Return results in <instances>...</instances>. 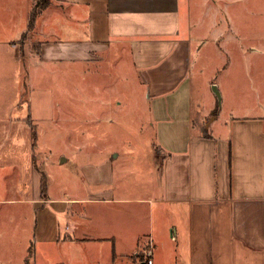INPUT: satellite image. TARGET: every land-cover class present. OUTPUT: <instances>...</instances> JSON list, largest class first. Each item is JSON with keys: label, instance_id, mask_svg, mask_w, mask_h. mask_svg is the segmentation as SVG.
<instances>
[{"label": "crops", "instance_id": "obj_1", "mask_svg": "<svg viewBox=\"0 0 264 264\" xmlns=\"http://www.w3.org/2000/svg\"><path fill=\"white\" fill-rule=\"evenodd\" d=\"M236 1L51 0L40 13L33 66L130 58L149 96L160 152L150 151L156 164L141 191L129 190L106 150L100 163L81 167L80 192L51 197L48 186V202L67 222L53 242L95 254L88 262L34 264H147L140 253L149 244L153 264H264V96L257 115L229 118L224 130L210 132L213 120L208 136L194 126L196 46L200 56L208 46L218 53L223 76L234 65L248 75L264 62V0ZM200 6L209 7L208 17ZM31 7L32 0H0V43L27 30ZM28 184L32 196L21 201H38V174Z\"/></svg>", "mask_w": 264, "mask_h": 264}, {"label": "rangeland", "instance_id": "obj_2", "mask_svg": "<svg viewBox=\"0 0 264 264\" xmlns=\"http://www.w3.org/2000/svg\"><path fill=\"white\" fill-rule=\"evenodd\" d=\"M201 8L208 17L209 7ZM38 38L35 30H26L9 36L11 43H0V264L88 262L94 251L53 242L59 232L64 237L67 222L63 210L48 202V186L51 197L80 192L81 167L100 163L106 150L116 167L122 166L129 190L141 191L156 164L150 151L160 152L155 122L130 58L114 55L87 68H37L30 57L37 53ZM216 55L208 46L200 56L196 46L190 72L195 130L208 129L213 118L208 129L213 134L217 127L224 130L229 118L257 115L258 97L264 96L263 61L253 63L248 75L234 65L223 76L218 74L223 59ZM208 78L216 80L220 102ZM37 174L41 196L24 203L32 196V184H26Z\"/></svg>", "mask_w": 264, "mask_h": 264}, {"label": "trees", "instance_id": "obj_3", "mask_svg": "<svg viewBox=\"0 0 264 264\" xmlns=\"http://www.w3.org/2000/svg\"><path fill=\"white\" fill-rule=\"evenodd\" d=\"M51 3V0H32V7L29 13L28 31H33L36 28V23L40 13L47 8ZM204 135L208 136L207 130L204 131Z\"/></svg>", "mask_w": 264, "mask_h": 264}, {"label": "built area", "instance_id": "obj_4", "mask_svg": "<svg viewBox=\"0 0 264 264\" xmlns=\"http://www.w3.org/2000/svg\"><path fill=\"white\" fill-rule=\"evenodd\" d=\"M153 254H154L153 245L149 244L148 248L145 250V257L147 264H153V259H152Z\"/></svg>", "mask_w": 264, "mask_h": 264}, {"label": "water", "instance_id": "obj_5", "mask_svg": "<svg viewBox=\"0 0 264 264\" xmlns=\"http://www.w3.org/2000/svg\"><path fill=\"white\" fill-rule=\"evenodd\" d=\"M212 89H213V91L216 93V95H217V97H218V99H219V102H220V100H221V95H220V91H219L217 85H216V84H213V85H212ZM212 120H213V118L210 119V122H211Z\"/></svg>", "mask_w": 264, "mask_h": 264}]
</instances>
